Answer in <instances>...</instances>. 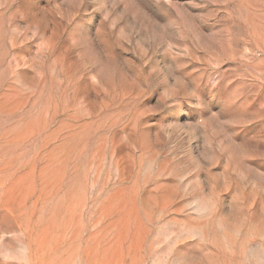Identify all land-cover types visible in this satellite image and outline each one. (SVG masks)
Here are the masks:
<instances>
[{"label":"rangeland","instance_id":"1","mask_svg":"<svg viewBox=\"0 0 264 264\" xmlns=\"http://www.w3.org/2000/svg\"><path fill=\"white\" fill-rule=\"evenodd\" d=\"M0 264H264V0H0Z\"/></svg>","mask_w":264,"mask_h":264}]
</instances>
